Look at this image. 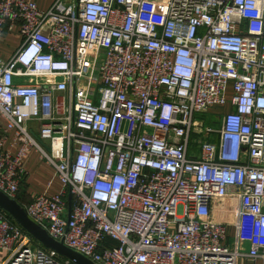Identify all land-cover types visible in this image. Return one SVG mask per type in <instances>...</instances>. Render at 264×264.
Instances as JSON below:
<instances>
[{"label":"built area","instance_id":"1","mask_svg":"<svg viewBox=\"0 0 264 264\" xmlns=\"http://www.w3.org/2000/svg\"><path fill=\"white\" fill-rule=\"evenodd\" d=\"M14 28L0 190L32 221L95 264H264V0H0ZM31 150L62 188L23 203ZM0 251L72 264L1 210Z\"/></svg>","mask_w":264,"mask_h":264},{"label":"crops","instance_id":"2","mask_svg":"<svg viewBox=\"0 0 264 264\" xmlns=\"http://www.w3.org/2000/svg\"><path fill=\"white\" fill-rule=\"evenodd\" d=\"M34 2L37 7L41 10L49 9L55 0H27ZM21 37L17 30L14 28L10 31H5L0 34V57L3 59H8L12 53L20 45ZM222 106L214 107L213 109H219ZM228 109H230L228 107ZM227 109V110H228ZM211 110V108H210ZM9 141L6 144V147H9ZM14 150V148H13ZM23 165L26 170V177L21 186L18 198L19 202H29L31 198L36 194H57L60 192L62 185L59 179L57 178L55 171L52 166L46 163L45 160L40 158L39 154L35 150H31L23 158ZM213 218L215 220L220 219L217 209L213 211ZM235 217L233 214H228L226 216L225 222L228 224V235L229 243H232L233 237L235 235V229L233 222ZM249 247V242L243 238L240 243V249L243 252H246ZM8 253L5 251H0V264L4 262L7 258ZM237 264H261L259 260L250 261L245 258H239Z\"/></svg>","mask_w":264,"mask_h":264},{"label":"water","instance_id":"3","mask_svg":"<svg viewBox=\"0 0 264 264\" xmlns=\"http://www.w3.org/2000/svg\"><path fill=\"white\" fill-rule=\"evenodd\" d=\"M0 210L7 214L19 227L41 246L51 249L70 261L72 264H95L84 255L66 247L48 235L46 230L32 221L24 208L0 190Z\"/></svg>","mask_w":264,"mask_h":264},{"label":"rangeland","instance_id":"4","mask_svg":"<svg viewBox=\"0 0 264 264\" xmlns=\"http://www.w3.org/2000/svg\"><path fill=\"white\" fill-rule=\"evenodd\" d=\"M214 107H211V110L208 111V113H199L196 114V118H199L200 120L205 121L206 125H211L212 122L215 120L216 116L219 115L222 112H225L228 109V106L220 107V110L217 108L216 110L213 109ZM214 115V116H213ZM190 149L195 150L198 153V148L195 146L192 141L190 144ZM61 258L65 259L63 256H60Z\"/></svg>","mask_w":264,"mask_h":264},{"label":"trees","instance_id":"5","mask_svg":"<svg viewBox=\"0 0 264 264\" xmlns=\"http://www.w3.org/2000/svg\"><path fill=\"white\" fill-rule=\"evenodd\" d=\"M8 217H9V216H8ZM33 242H34L35 245H37V246H39V247H42V248H45V247L41 246L39 243H37L34 239H33Z\"/></svg>","mask_w":264,"mask_h":264}]
</instances>
